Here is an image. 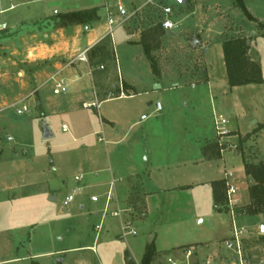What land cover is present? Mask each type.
Here are the masks:
<instances>
[{
	"label": "rangeland",
	"instance_id": "1",
	"mask_svg": "<svg viewBox=\"0 0 264 264\" xmlns=\"http://www.w3.org/2000/svg\"><path fill=\"white\" fill-rule=\"evenodd\" d=\"M164 1L175 11L173 20L180 23L177 29L163 32L156 26L158 13L151 10L115 32V48L110 40L95 49L97 53L104 51L109 54L107 61H103L106 71L111 69L116 73L117 58L124 74L139 69L143 93L135 100L105 103L100 110L80 108L79 114L67 117L44 118L36 104L38 89L32 83L33 75L45 67L51 68L54 60L36 63H29V60L33 59V48L41 43H50L57 31L63 30L70 39L74 37V26H59V21L55 20L58 13H65L72 8L95 7L98 9V20L87 27L93 30L104 26L106 16L101 8L102 0H13L16 8L0 18L4 24L0 30V264H126L123 253H128L130 248L135 251L136 260L140 258L137 264L143 263L149 250L152 252L150 264H206L210 259L217 264H226L229 254L224 248L223 232L220 230L221 225L226 224L231 235V218L218 215L216 211L213 215L205 212V200L196 208L176 206L168 201L162 212L155 209L153 229L157 236L154 234L150 242L146 230L136 222L141 219V214L134 212L130 200H127L122 206L125 209L122 213L123 222L133 225L132 228L138 233L136 236L122 238L120 219L107 216L104 220L105 229L96 241L95 252L90 249L61 252L94 246L97 238L94 227L100 223L102 208L99 210L103 201L94 205L91 197L94 193L104 196L108 186L94 190L85 185H89L86 184L87 179L95 174H88L91 171L115 166L116 147L108 143L99 144L98 137L93 135L94 131H102L100 122L107 115L113 117L116 114L123 121H128L130 114L140 116L143 113L153 116L154 122L163 118L178 122L183 111L185 114L182 115L187 121L194 115L201 116L203 124L211 133L214 123L209 99L203 97L200 106H186L185 99H196L195 91L189 85H200L201 88L203 83L212 81L218 92H222L224 87L228 88L234 105L229 99L222 100V104L227 112L232 109L235 111L237 118H233L234 121L238 119L241 130L237 131L238 134L233 132L238 135V139L236 137L233 141H239V152L224 155L227 169L238 171L242 163L237 156H242L243 160L251 164L264 162V84L231 88L223 54L225 41L248 39L249 58L261 66L264 78V27L260 25L264 24V0L244 1L255 21L250 20L234 0H187L185 6L177 0ZM2 3L5 9L10 7L9 0H3ZM149 42H152L151 57L155 69L169 79L163 85L171 90L155 88L146 73V63L134 69L132 64L130 66L128 55L132 51L144 53L143 44ZM131 45L140 46L141 49ZM72 58H58L61 70L54 68L50 78L60 76L63 70L75 66L78 61L70 64ZM148 62L153 66L151 61ZM118 72L116 78L111 77L107 83L112 96L116 95L113 84L120 87L124 83L120 81ZM175 83L187 86L180 90L173 88ZM51 95L54 96L53 92ZM55 97L56 102L61 99L60 96ZM157 103L163 105L164 111L154 114ZM22 105L28 106L30 113L18 116L16 111ZM63 123L69 127L76 125L79 134L89 136L72 142L70 133L62 132ZM45 127L51 129L55 137L43 139ZM121 127H128V124L126 126L122 122ZM86 144H90L87 145L90 150L85 148ZM236 172L234 183L241 190L243 186L246 189L243 198L240 193V219L250 204L248 193L252 183L246 173L239 175ZM79 174H85V181L76 184L74 177ZM100 179L108 184L110 172L102 174ZM78 186L84 187L83 191L73 203L65 205L66 198ZM82 205L85 208L82 209ZM98 211L100 213L96 217ZM239 219L237 223L249 229L245 246L250 264H259L264 261V233L259 230L253 233ZM197 242L207 243L203 246L204 255H212L217 250L215 256H208L201 261L195 250L188 258L185 254L188 250L184 249L172 255V249L165 254L156 253V247L196 246ZM216 242L220 244L212 245ZM44 253L53 254L37 256Z\"/></svg>",
	"mask_w": 264,
	"mask_h": 264
},
{
	"label": "crops",
	"instance_id": "2",
	"mask_svg": "<svg viewBox=\"0 0 264 264\" xmlns=\"http://www.w3.org/2000/svg\"><path fill=\"white\" fill-rule=\"evenodd\" d=\"M94 8L95 7L72 8L67 9L65 13ZM74 28L75 35L71 39L64 35L63 30L57 31V33L52 35L50 43H41L32 50L33 59L29 60V63L54 60L51 67L52 69L45 67L44 69L38 70L34 73L32 78L34 87L38 89L36 104L39 106L40 112L44 118L49 116L67 117L79 114L80 108L100 110L102 105L108 102L135 100L143 93L139 83L141 77L139 76L140 71L139 69H134L139 64L146 63V73L149 75L156 89H170L168 86L164 88L163 85V83L169 79L163 73L160 74L157 70H154L153 67L149 65L148 61L150 60L145 53L142 52L132 51L128 55L130 66L132 64V69H134L131 73L125 72L124 74L122 69L119 68L118 58L115 67L116 73L115 70L113 71L111 69L106 71V65L104 66L103 61L107 59L109 54L107 55L104 51H101V53L99 51L98 53L95 52V49H97L99 45L105 41L111 40L108 38L100 41L106 31L105 25L93 30H89L88 27H83L81 25L74 26ZM162 31L166 32L164 30ZM114 42L113 40V43ZM131 46L141 49L140 46ZM88 48H91L87 55L88 62L78 61L75 63V66L66 68L60 74V77L64 78L68 84L67 92L61 95H55L53 93L54 96H52L53 86L51 82H48V79L53 73L54 68H57V70L60 68L61 63H58L57 59L72 58ZM117 72L121 78L120 81H124V83L120 85L121 88L117 84H113L112 87L116 90V95L112 96L108 90L107 83L111 80V77L116 78ZM186 86L187 85L175 83L173 88L181 90L185 89ZM189 86L195 91L194 96L196 99H185L186 106H200L202 98L206 97L211 104L213 123L214 113L216 112L224 115L229 120V130L231 132L237 133V131H241L238 119L234 121L233 118V116L237 118L235 111L232 109L227 112V109L222 104V100L227 101L229 99V102L231 101V104L234 105L230 99L228 88L225 89L224 87L222 92H218L212 81L203 83L201 88H199L200 85ZM55 96H60L61 99L56 102L57 98ZM93 104H96L98 107H89V105L93 106ZM162 111H164L163 105L160 112ZM160 112H157V110L153 111L154 114ZM181 112L185 114L183 111ZM182 114H180L178 122H175V120L170 121L168 118H163V120H156L154 122L152 120L153 116L150 114L145 116L143 113L140 116L137 114L131 116L132 114H130V120L128 121H123L116 114L112 115L113 117L107 115L106 118L103 117L102 121L100 120L102 131L93 132V135L98 137L97 142L99 144L105 143V145H107L108 143L116 147L114 152L117 159L115 166H112V168L110 165V168L93 170L88 173L92 174L94 172L95 174L87 179L86 184L88 183L89 185H84L88 187V189L94 190H100L104 188L105 185L108 186L109 182L107 184L100 178L102 174L109 171L110 181L112 179L117 181L114 189V198L109 208L111 210L119 208L124 211L125 209H123L122 206H124L127 200H130L134 212L142 216L141 219L136 222L141 224L143 229L148 233V242L152 240L154 234L157 236L156 231L153 229V214L155 213V209L162 212V209H164L168 201L173 202V205L175 204L176 206L185 205L189 208H196V205L199 206L200 202L205 200V212L213 215L215 209L212 183L224 180L225 173L228 171L236 172V170L227 169V159L225 156L217 158L215 152L210 149V146L216 141L215 128L209 133L207 127L203 124L201 116L194 115L192 119L190 118V121H187L185 120L186 117ZM122 122H125L126 126L128 124V127H121ZM255 123L256 121L253 122V125ZM63 126L67 127V132H63ZM61 129L63 133H70L72 142L79 141L89 136L79 134L76 125L74 126L73 124L69 127L67 123H63ZM53 135V137H55V134ZM87 145L88 144L85 145V148L89 149L88 146L90 144ZM237 157L240 158L242 165L237 168L238 171L236 173L242 175L245 173L243 159L242 156ZM208 172H210L209 176H207ZM79 175L83 176L82 182H84L85 174ZM92 176H94V178ZM248 180L252 183V179L248 178ZM92 182L94 183L92 184ZM117 183H119V185H117ZM239 190L243 198L246 189L243 186L242 190L240 187ZM92 196L99 195L94 193ZM104 196H99L100 200L97 203L91 201L94 205L103 201L99 210L101 211L102 208V213L106 200ZM81 208L83 209L85 207L82 205ZM99 211L96 213V217H98ZM216 214L228 217L225 213L216 211ZM122 220H124L123 214ZM122 220L120 219V226ZM239 220L241 223L247 224L253 233L257 230H259L260 233H264V214L257 216H249L246 214ZM221 227L220 231L223 232L222 241H225L230 238L231 235L228 234L229 231H227L228 226L226 224L221 225ZM104 229L103 227L102 232ZM229 230L231 232V228ZM98 237L94 241V246L73 248L61 252L78 249H90L95 252V244ZM220 239L221 238H219V240ZM219 242L212 243V245H219ZM206 244L207 243L204 242H197L196 246L188 248H182L183 246H171L170 248L160 249L156 247V253L165 254L169 249H172L170 253V255H172L178 253L181 249H191L199 253L200 260L204 261L208 256H215L217 252L216 250L212 255H204L202 251L204 249L203 246H206ZM126 253L125 251L123 253V259L126 264L140 263V258L136 260V253L133 251V248L128 250L130 258L126 257ZM52 254L53 253H44L37 256H51ZM127 260H129L130 263H128ZM60 262L62 263V261Z\"/></svg>",
	"mask_w": 264,
	"mask_h": 264
},
{
	"label": "built area",
	"instance_id": "3",
	"mask_svg": "<svg viewBox=\"0 0 264 264\" xmlns=\"http://www.w3.org/2000/svg\"><path fill=\"white\" fill-rule=\"evenodd\" d=\"M37 1H48V0H37ZM178 1V0H177ZM3 0H0V18L7 12L12 11L16 8L13 4V0H9L10 7H3ZM179 2V1H178ZM180 3V2H179ZM181 4V3H180ZM182 5V4H181ZM102 11L105 13V34L102 36L100 41L104 39L114 40L115 32L127 25L130 21L136 19L137 17L144 15L149 11H154L158 13L156 26H160L162 30L168 32L177 29L180 26L178 21H174L173 17L176 15L174 9L167 5L164 0H102ZM4 27L2 22H0V30ZM91 48H88L76 56H74L70 64L76 61L88 62L87 55ZM50 82L53 83V93L55 95H61L67 92L68 84L66 80L58 75H54L50 78ZM96 106V104H93ZM91 106V105H89ZM98 107V106H97ZM162 110L161 103H157V112ZM18 116H23L30 113V109L26 105H22L17 109ZM214 128L216 133L215 143L218 145L220 150V155L223 157L225 154H236L240 150L239 141L237 134H233L229 130V120L222 114L214 113ZM63 132H67L66 126H63ZM12 140V138H9ZM235 172L228 171L225 173V185H226V204L222 207L225 209V214L231 218V237L223 242L226 252L229 254V258L226 260V264H250L249 255L246 253L245 246V236L249 234V229L246 226H240L237 223L238 215L242 214V205L240 199V190L238 185L234 183ZM76 184H80L83 180V176L77 175L74 177ZM116 180L112 179L108 184V191L105 194V207L102 213L101 222L94 227V231L97 237L103 230L104 220L107 216L114 218H119L122 220L123 211L119 208L116 210H111L109 208L110 203L114 198ZM84 187L78 186L74 188L72 194L68 196L65 200V205H70L74 202L75 197L82 192ZM99 196H92L91 201L94 203L99 202ZM246 215V210L243 211ZM121 237L126 239L129 236H135L137 232L132 228L131 224L128 222H121L120 226ZM187 258L192 255V250H188L186 253ZM173 263L172 260H169ZM206 264H217L213 259H210ZM259 264H264V261H260Z\"/></svg>",
	"mask_w": 264,
	"mask_h": 264
},
{
	"label": "trees",
	"instance_id": "4",
	"mask_svg": "<svg viewBox=\"0 0 264 264\" xmlns=\"http://www.w3.org/2000/svg\"><path fill=\"white\" fill-rule=\"evenodd\" d=\"M244 14L252 21L255 18L247 10L244 0H234ZM55 20L59 21L61 28L81 25L87 27L93 21L98 20V9L80 10L69 13H58ZM264 27V24H260ZM160 29L161 27L158 26ZM162 30V29H161ZM144 53L151 61L154 70V62L151 57L152 42L143 44ZM250 44L246 38L230 39L223 43L224 61L227 71L228 84L231 88L262 85L264 84L262 68L259 64L252 62L249 58ZM264 128V126H263ZM217 158H220V150L216 143L210 146ZM244 170L247 176L251 177L252 185L249 189L250 204L246 207V214L256 216L264 213V162L251 164L243 160ZM214 209L217 212L224 213L222 208L226 204V185L224 180L212 183ZM191 246H183L188 248ZM128 257V253L125 254ZM152 252L143 259L142 264H150ZM130 263V261H128Z\"/></svg>",
	"mask_w": 264,
	"mask_h": 264
},
{
	"label": "water",
	"instance_id": "5",
	"mask_svg": "<svg viewBox=\"0 0 264 264\" xmlns=\"http://www.w3.org/2000/svg\"><path fill=\"white\" fill-rule=\"evenodd\" d=\"M183 6H185L187 4V0H178ZM3 29V27L1 28ZM53 133L51 132V130L48 127L44 128V135H43V139L47 140L50 138H53Z\"/></svg>",
	"mask_w": 264,
	"mask_h": 264
}]
</instances>
